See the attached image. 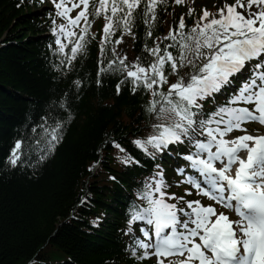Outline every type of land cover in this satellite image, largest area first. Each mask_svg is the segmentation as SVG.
<instances>
[{"label": "snow or ice", "instance_id": "6c2138e0", "mask_svg": "<svg viewBox=\"0 0 264 264\" xmlns=\"http://www.w3.org/2000/svg\"><path fill=\"white\" fill-rule=\"evenodd\" d=\"M172 3L180 5L184 0ZM52 4L67 21L52 29L63 56L56 67L70 72L73 60L87 50L90 0L70 4L52 0ZM161 4L166 6L167 0H98L92 6L93 15L103 13L105 18L98 77L119 73L117 94L122 84H130L133 93H147L144 107L153 117V131L133 144L153 157L170 152L182 155L187 163L176 171L184 175L189 167L197 175L175 183L189 184L186 194L195 189L197 196L214 203L166 191L171 184L157 165V173L137 191L143 204L130 205L128 224L140 221L151 226L137 225L144 238L134 236L131 255L150 259L152 264H264V134H251L246 127L249 122L264 125V0H224L215 12L203 6L191 27L181 13L166 35L154 36ZM73 8L80 9L75 16L70 14ZM193 12L189 7L188 15ZM138 18L147 26L145 36L152 40L144 42V51L129 60L127 51L117 46L125 36L139 38L133 30ZM62 36L71 44L70 53L65 52ZM185 69L190 71L182 74ZM73 83L79 88L82 81ZM218 96L225 102L216 103ZM205 103H213V109L206 110ZM73 115L68 93L53 100L41 117L39 131L32 129L36 143L17 139L11 164H17L24 147L39 152L37 163L46 160L63 139ZM234 131L241 134L230 136ZM110 143L127 151L116 140ZM121 159L127 164L135 158ZM217 204L228 211L218 210ZM229 212L238 219H231Z\"/></svg>", "mask_w": 264, "mask_h": 264}, {"label": "trees", "instance_id": "16d2710c", "mask_svg": "<svg viewBox=\"0 0 264 264\" xmlns=\"http://www.w3.org/2000/svg\"><path fill=\"white\" fill-rule=\"evenodd\" d=\"M32 3L0 0V264H135L120 229L137 179L149 174L152 163L144 160L142 170L124 167L110 141L135 154L131 140L153 131L144 107L148 95L133 93L130 84H122L117 94L119 73L98 77V45L90 39L100 30V19L90 27L87 50L73 60L72 70L57 68L63 56L50 43L52 21L44 13L34 14ZM203 5L217 8L220 0H193L196 14L184 16L188 27ZM184 6L172 0L161 4L154 36L166 35L186 12ZM146 28L138 18L133 30L139 38L131 37L136 55L144 51V42L151 43ZM76 79L82 81L79 88ZM65 93L74 115L55 151L37 163L39 152L24 147L17 164H11L15 141L34 145L32 129L43 122L49 104ZM103 214V223L92 228L91 220Z\"/></svg>", "mask_w": 264, "mask_h": 264}]
</instances>
